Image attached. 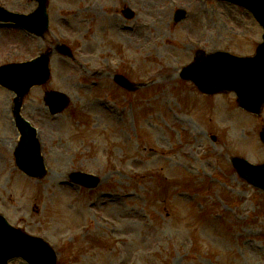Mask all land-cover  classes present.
Instances as JSON below:
<instances>
[{"label": "rangeland", "instance_id": "1", "mask_svg": "<svg viewBox=\"0 0 264 264\" xmlns=\"http://www.w3.org/2000/svg\"><path fill=\"white\" fill-rule=\"evenodd\" d=\"M0 2L16 12L35 7ZM126 5L135 19L121 15ZM180 8L188 16L175 23ZM50 12L48 46L67 42L83 68L54 56L51 82L25 102L49 167L40 181L15 165V95L0 86V211L8 221L48 240L59 264H264V192L230 161L264 162V113L242 111L234 93L203 96L179 76L199 48L253 53L263 35L255 18L215 0H51ZM42 49L20 27L0 24V66ZM116 73L150 85L127 93L109 78ZM46 87L72 99L55 118ZM75 169L99 175L100 188L63 183Z\"/></svg>", "mask_w": 264, "mask_h": 264}, {"label": "water", "instance_id": "2", "mask_svg": "<svg viewBox=\"0 0 264 264\" xmlns=\"http://www.w3.org/2000/svg\"><path fill=\"white\" fill-rule=\"evenodd\" d=\"M226 1L248 9L264 27V0ZM47 16L46 2H42L39 11L29 16L10 12L0 6V20L25 22L23 24L25 28L41 34L48 29ZM185 17L186 12L179 10L175 18L176 21H180ZM37 21L40 25L35 26L34 23ZM62 48L65 55L73 56L68 47ZM50 73L49 58L42 56L30 63L2 67L0 82L17 93L23 94L34 85L47 82ZM181 75L184 79L192 80L206 94L235 91L243 108L259 114L264 105V42L251 57H237L227 52L207 55L198 51L195 62L185 68ZM119 83L126 86L123 78L119 79ZM139 86L141 85H137L136 89ZM49 101L54 103L51 105L52 112L58 113L68 107L70 99L62 93L53 92L50 94ZM261 136L264 140V130ZM233 163L241 177L264 190V164L254 166L240 158H234ZM17 164L32 177L41 178L46 174L39 144L32 132H24L23 147L17 151ZM71 177L76 183L90 188H95L99 183L97 177L88 174L74 173ZM16 256L26 258L31 264L57 263L56 254L49 244L13 228L0 214V264H7V260Z\"/></svg>", "mask_w": 264, "mask_h": 264}, {"label": "bare ground", "instance_id": "3", "mask_svg": "<svg viewBox=\"0 0 264 264\" xmlns=\"http://www.w3.org/2000/svg\"><path fill=\"white\" fill-rule=\"evenodd\" d=\"M170 69H172V67H171V66H168L167 69H166V74H167V75L172 71V70H170ZM5 104H6V99H3V101H2V105H5ZM227 120L230 121V122H232L235 126L237 125V124H236L237 121L235 120L234 117H232V116L227 117ZM250 247H254V248H256L257 252H261V251H262V250H261L259 247H257V246L250 245Z\"/></svg>", "mask_w": 264, "mask_h": 264}, {"label": "flooded vegetation", "instance_id": "4", "mask_svg": "<svg viewBox=\"0 0 264 264\" xmlns=\"http://www.w3.org/2000/svg\"><path fill=\"white\" fill-rule=\"evenodd\" d=\"M110 77V76H109Z\"/></svg>", "mask_w": 264, "mask_h": 264}]
</instances>
